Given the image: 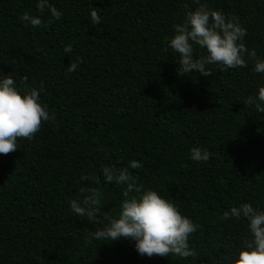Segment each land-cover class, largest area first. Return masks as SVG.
<instances>
[{"label": "trees", "instance_id": "1", "mask_svg": "<svg viewBox=\"0 0 264 264\" xmlns=\"http://www.w3.org/2000/svg\"><path fill=\"white\" fill-rule=\"evenodd\" d=\"M36 0H0V74L18 87L43 88L53 119L32 140L0 154V264H216L246 234L222 220L241 202L264 210V114L244 100L262 79L247 68L179 75L165 38L200 4L235 18L244 43L264 58V0H49L62 13L39 28ZM92 7L101 25L90 23ZM47 21V11L41 17ZM71 44L72 51L64 52ZM78 62L74 72L65 69ZM207 149L206 162L189 150ZM139 160L138 184L169 198L199 228L196 257L140 256L134 242L97 241L103 226L77 217L67 201L81 187L99 192L100 219L114 217L124 187L107 183L101 165ZM96 173L99 184L81 182ZM129 195H134L130 193Z\"/></svg>", "mask_w": 264, "mask_h": 264}, {"label": "clouds", "instance_id": "2", "mask_svg": "<svg viewBox=\"0 0 264 264\" xmlns=\"http://www.w3.org/2000/svg\"><path fill=\"white\" fill-rule=\"evenodd\" d=\"M38 16L28 13L21 17L22 22L39 28L52 20H59L63 13L49 2L36 0ZM92 7L89 13L93 26L101 25L102 17ZM49 16L47 21L41 16ZM246 28L233 17L229 19L222 11L212 10L204 4L195 9H187L181 23L172 25V35L165 38V44L177 55L179 75L198 72L210 75L211 68L230 70L247 68L249 62L252 71L262 77L256 86L254 95L248 96L243 104L254 106L264 114V58L258 57L255 50H250L244 43ZM72 51V45L64 46V52ZM78 62H71L65 69L74 72ZM43 88L18 87L11 76L0 74V154L15 151L19 139L32 140L53 116L43 104L40 94ZM189 157L194 162H206L210 158L207 149L199 146L189 150ZM139 160H129L126 166L114 168L101 165L100 174L107 183L123 186L124 199L114 217L105 215L100 219L99 192L94 187H81L76 198L67 201L70 211L77 217H87L90 221L103 226L90 233L97 241L108 243L128 239L134 242V249L140 256L166 258L169 255L185 260L196 257L195 249L190 246L189 238L199 225L188 216L181 214L178 206L171 199L165 198L153 188L138 184V177L131 170L140 169ZM79 181L99 184L96 173H81ZM134 193V195H129ZM222 220L242 221L246 225V234L231 249L235 259L223 257L216 264H264V210L252 203L241 202L230 206L221 216Z\"/></svg>", "mask_w": 264, "mask_h": 264}]
</instances>
